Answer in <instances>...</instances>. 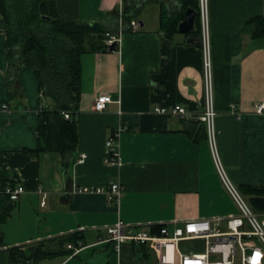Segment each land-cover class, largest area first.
<instances>
[{"label": "crops", "instance_id": "obj_1", "mask_svg": "<svg viewBox=\"0 0 264 264\" xmlns=\"http://www.w3.org/2000/svg\"><path fill=\"white\" fill-rule=\"evenodd\" d=\"M50 1L60 22L97 24L119 41L112 51L80 56V104L73 117L78 145L61 157L35 153L42 107L38 82L32 70L22 67L20 94L14 96L0 30V188L7 183L24 188L17 201H9L14 206L0 224V264H12L11 248L42 244L53 249L59 239L75 233L84 246L71 256L35 264H158L148 245L127 243L116 252L112 242H105L106 228L121 221L126 233L150 232L155 226L172 230L186 221L237 216L204 126L153 112L177 105L195 116L203 110V56L189 41L199 37L180 33L177 26L167 41L159 29L162 11L178 18V24L183 20L181 0ZM127 2L137 11L129 20L123 16ZM208 8L216 146L237 189L264 191V114L254 109L264 101V37H253L251 22L264 16V0H208ZM102 93L113 102L94 112V98ZM118 126L124 128L121 165L112 167L104 163V143ZM82 154L85 159L79 163ZM109 184L121 187L117 203L105 194L76 193ZM189 242L194 247L178 251H205L202 240Z\"/></svg>", "mask_w": 264, "mask_h": 264}, {"label": "trees", "instance_id": "obj_2", "mask_svg": "<svg viewBox=\"0 0 264 264\" xmlns=\"http://www.w3.org/2000/svg\"><path fill=\"white\" fill-rule=\"evenodd\" d=\"M181 3L183 11L187 8L196 10L191 33L200 38L198 0H181ZM136 14L130 2L123 6L126 20ZM178 20L168 17L164 11L160 13L159 29L165 40H171L177 32ZM251 22L255 26L253 37H264V16L255 17ZM0 30L6 39L8 67L5 74L14 96L20 94L18 74L22 67L32 70L38 82L42 107L37 129L38 149L35 153L57 154L61 157L71 154L78 145L77 126L73 117L80 104V56L109 50L104 44L108 33L97 24L60 22L56 18L55 4L50 0H0ZM65 114H69V120H65ZM238 191L250 197L264 195L263 190L248 187ZM13 206L6 196L0 194V224ZM161 227H151L150 232L159 233ZM66 245L71 248L66 249ZM82 246V237L75 233L59 239L53 249L44 248L42 244L26 250L11 248L9 256L12 264H35L57 256H71Z\"/></svg>", "mask_w": 264, "mask_h": 264}, {"label": "built area", "instance_id": "obj_3", "mask_svg": "<svg viewBox=\"0 0 264 264\" xmlns=\"http://www.w3.org/2000/svg\"><path fill=\"white\" fill-rule=\"evenodd\" d=\"M198 17L201 32L200 49L203 56V110L195 116L188 113L182 106L177 105L169 109L157 107L153 112L176 119H195L204 126L216 171L224 188L237 206L238 215L225 219L186 221L172 230L163 226L158 234H151L146 230L126 233V226L119 221L106 228L105 242H112L116 252L123 244L127 243L137 246L148 245L157 253L158 264H264V212L254 211L247 199L230 182L216 146V112L213 104L208 0H198ZM132 28L137 29L138 25H134ZM117 41H119L117 37L109 36L106 45L110 47ZM112 102L108 94H98L94 98L92 111L103 112ZM230 107L233 112L235 106ZM2 108L6 109L7 106L4 105ZM254 109L256 114H264V101L255 104ZM64 118L69 120V114H65ZM123 132L122 126L114 128L104 143V163L109 166L118 167L121 165L119 147ZM84 159L85 155L82 154L79 163H82ZM23 192L24 188L21 185L9 183L0 190V194L5 195L11 202L17 201ZM76 193L105 194L109 202L117 203L121 195V187L118 184H109L107 187H82L76 189ZM192 240L204 242L205 251L202 254H182L178 251L180 242ZM67 248L70 249L71 246L67 245ZM214 254L220 255L219 261L213 262L210 259V256Z\"/></svg>", "mask_w": 264, "mask_h": 264}, {"label": "water", "instance_id": "obj_4", "mask_svg": "<svg viewBox=\"0 0 264 264\" xmlns=\"http://www.w3.org/2000/svg\"><path fill=\"white\" fill-rule=\"evenodd\" d=\"M195 18L196 11L190 8L186 9L183 20L178 24V31L183 34L191 33L194 30ZM189 41L200 47V39L190 38ZM109 49L114 50L115 44L111 45ZM247 202L254 211L264 212V197L251 196L247 198Z\"/></svg>", "mask_w": 264, "mask_h": 264}, {"label": "rangeland", "instance_id": "obj_5", "mask_svg": "<svg viewBox=\"0 0 264 264\" xmlns=\"http://www.w3.org/2000/svg\"><path fill=\"white\" fill-rule=\"evenodd\" d=\"M198 245H199V247H201L200 243H198ZM192 247H194V243L193 242H180L179 245H178V249H181V250L189 249V248H192ZM210 259L213 262L219 261L220 260V255H218V254L211 255Z\"/></svg>", "mask_w": 264, "mask_h": 264}]
</instances>
